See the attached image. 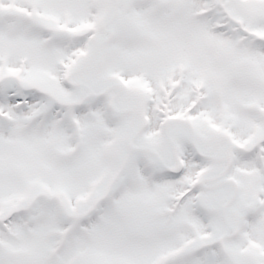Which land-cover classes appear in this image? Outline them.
I'll return each mask as SVG.
<instances>
[{
  "label": "snow or ice",
  "instance_id": "obj_1",
  "mask_svg": "<svg viewBox=\"0 0 264 264\" xmlns=\"http://www.w3.org/2000/svg\"><path fill=\"white\" fill-rule=\"evenodd\" d=\"M0 264H264V0H0Z\"/></svg>",
  "mask_w": 264,
  "mask_h": 264
}]
</instances>
